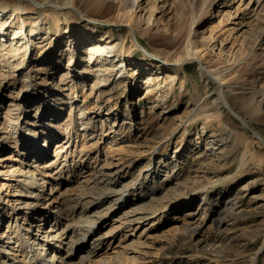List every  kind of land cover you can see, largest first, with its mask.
I'll return each instance as SVG.
<instances>
[{
  "label": "rangeland",
  "instance_id": "374dc122",
  "mask_svg": "<svg viewBox=\"0 0 264 264\" xmlns=\"http://www.w3.org/2000/svg\"><path fill=\"white\" fill-rule=\"evenodd\" d=\"M123 1L59 10L61 0H22L14 10L0 0V227L31 246L53 223L37 206L46 225L7 224L12 208L33 217L25 205L42 198L22 192L32 161L23 140L14 145L39 131L29 146L56 160L51 170L65 158L86 166L58 177L59 201L88 177L116 182L90 198L101 247L85 264H264V0ZM200 68L231 86L226 98L249 126L217 105V77L203 81ZM83 137L90 151L72 158Z\"/></svg>",
  "mask_w": 264,
  "mask_h": 264
},
{
  "label": "bare ground",
  "instance_id": "6f19581e",
  "mask_svg": "<svg viewBox=\"0 0 264 264\" xmlns=\"http://www.w3.org/2000/svg\"><path fill=\"white\" fill-rule=\"evenodd\" d=\"M63 2L62 6H60V3L54 2L53 5L55 8L60 7L59 10L64 8V6L70 7H75L74 5V0H61ZM127 0H124L122 2L123 4H126ZM5 6L3 8H8L11 6L14 10H21L24 8V5L22 3V0H3ZM39 12V11H38ZM125 12V11H124ZM126 15V14H125ZM123 17V16H122ZM192 23H190L189 28H192ZM92 49H89V54L91 53ZM104 49L98 50L100 53L103 52ZM194 58L193 60L198 61V65L200 63L198 59V53H194ZM189 56V54H188ZM190 59V58H188ZM183 59V60H188ZM182 61V60H180ZM71 64V63H70ZM71 66V65H70ZM200 67V65H199ZM200 72L202 75V79L204 80H211V77L213 76L217 77L215 79V83H217V94H218V106L224 107L228 110L230 114H233V116L237 117L239 121H241V124L244 126H249L247 120H245V117L239 113V111H235L229 103L228 98H226L227 93H232L231 86L224 81V79L220 78L218 79V75L211 74L210 72L206 71L203 68H200ZM220 76V75H219ZM59 81V80H58ZM122 96H126V93L123 92L121 93ZM16 99V98H15ZM13 104H10L12 106ZM5 122L7 121L8 125L11 124L10 119L4 117ZM242 125V126H243ZM67 127H70V124L67 125ZM43 133V131H41ZM37 132L34 133H29V137L26 138L27 135H24L21 133V137L15 139V143L18 144L20 143L19 141H24L22 152L25 153L26 157L29 155L31 157V167L27 168L25 172H22L20 174V180L17 179L20 183V187L22 188V192L25 193H33L32 191H35V188H38V191L40 192L41 199L37 197L35 194L33 198H35V207L30 208L29 205L27 207V204L25 205L26 208H24L25 211H33V215L37 213V222L32 221L33 217H30L31 213L25 215L24 211H20L16 208H12L10 211H12L9 216V222L15 223L17 220H22L24 217L25 219L22 220V224H24V220H28V225L29 226H39L41 223L43 225H46L48 222V213L44 214V212L40 211L42 209L48 210V212L54 211L55 217L53 220V223H49V229L47 231H44L41 235H39L38 238L35 240H32L33 245L37 246H43L44 247V252L41 254L42 258H45L42 260L41 258L39 259L37 256L38 252L35 253L34 247H32V243L30 246V242H28V239L26 238V235L24 238L19 237L18 242L15 245V242L11 241V237L9 235V230L2 229L0 227V264H73L72 262L70 263L69 261V256H71V252L78 251V249L86 250L85 255H82L83 257L80 259L81 263L79 264H85L86 261H90L89 259L96 254L98 249L101 247V242L99 245H97V242H99V239H94V232H95V227L97 226V223L99 222V218H91L90 214L94 211L93 208H96L95 205H93V202L96 201H91L90 198H92L95 195V192H98V194H108V193H114V186L116 184L113 183V181L109 178H106L105 180L100 179L99 181H103L105 184V187L102 188L99 183L98 178L97 180L94 181V183L90 184V179L91 177L87 178V183L85 186L82 188L81 192L79 193L80 195H76L75 198H70L68 200H58V196L54 194V191L60 192V189L62 186H64V183L62 184L61 179L58 177H61L63 174H65V179L69 176V174H73V172L77 171L82 173L84 169L86 168L85 165L83 164H74L72 162H67L66 158L62 161L58 167L54 168L51 170V166L55 163L56 160L53 162H49L47 159L46 154L37 149V148H32L30 141L33 139H37L38 136L41 134ZM47 133V132H46ZM48 134V133H47ZM73 133L70 131L68 132V136L71 137ZM255 135L257 136L258 142H262L264 144V139L261 136V134H258L255 132ZM5 139L8 138V133L6 131ZM72 138V137H71ZM74 140L71 141V143ZM74 142L73 148L74 152L72 155V158L74 155L77 153L83 154L85 150L90 151L85 146V139L83 137L82 140H79ZM33 143V142H32ZM66 143H70V138ZM65 143V144H66ZM22 144V145H23ZM58 145V144H57ZM261 145V144H260ZM31 147V148H30ZM34 147V146H33ZM58 147V146H57ZM62 149V148H61ZM28 156V157H29ZM79 175V174H78ZM39 177V178H38ZM38 178V179H37ZM39 181H42L39 183ZM39 183V184H38ZM151 189V188H150ZM150 189L148 192H150ZM37 191V192H38ZM124 192V191H123ZM123 192H121L123 194ZM34 194V193H33ZM61 194V193H60ZM29 197V196H28ZM183 198V197H182ZM66 199V198H65ZM151 199V198H150ZM10 205H12V202L8 201ZM151 202V200H150ZM148 201V204H150ZM37 206L40 210H36ZM107 211L111 209V207H107ZM141 210H144V208H141ZM155 212V211H153ZM3 212H0V224L2 219L5 217ZM9 213V212H8ZM18 213H24V215L21 216H12L14 214ZM27 213V212H26ZM57 215V216H56ZM124 215V214H123ZM13 218H12V217ZM104 216V215H103ZM125 216V215H124ZM58 217H62L63 221H60ZM117 217V216H116ZM123 217V216H120ZM29 218V219H28ZM51 220V221H52ZM45 221V222H44ZM120 221V218L114 219V222ZM127 221V220H126ZM31 223V224H30ZM33 223H38L37 225ZM13 228H15V232H17L18 236L21 234L20 227L19 226H14L12 225ZM18 229V231H17ZM4 230V231H3ZM26 230H30L27 228ZM43 231V229H42ZM57 231V234H50V233H55ZM39 232V231H38ZM11 234V233H10ZM63 237L64 245L69 248L68 250H65L62 248V243L58 240L59 237ZM6 240V242H5ZM53 243V244H52ZM55 243V244H54ZM80 245L79 248H72L74 245ZM90 246V247H89ZM37 249V248H36ZM43 249V248H42ZM61 250L65 251V256L61 254ZM78 264V263H77Z\"/></svg>",
  "mask_w": 264,
  "mask_h": 264
}]
</instances>
